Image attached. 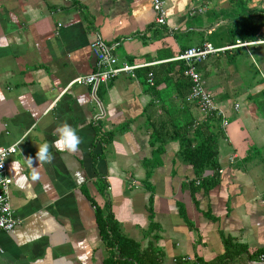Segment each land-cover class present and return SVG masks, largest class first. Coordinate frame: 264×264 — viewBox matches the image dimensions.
Here are the masks:
<instances>
[{"label":"crops","instance_id":"0c3cea01","mask_svg":"<svg viewBox=\"0 0 264 264\" xmlns=\"http://www.w3.org/2000/svg\"><path fill=\"white\" fill-rule=\"evenodd\" d=\"M262 5L167 0L158 26L151 0H0V147L17 149L6 159L16 224L0 231V264H104L96 209H108L122 234L162 264L215 262L225 238L245 250L235 264L264 253V47L226 50L196 66L227 121L222 127L213 116L211 184H200L181 152L183 128L204 118L184 101L178 59L187 48L264 37ZM97 36L119 64L147 66L100 86L95 101L84 86L62 93L95 69ZM65 122L77 129L79 151L50 147V161L29 163Z\"/></svg>","mask_w":264,"mask_h":264},{"label":"built area","instance_id":"2783aa9c","mask_svg":"<svg viewBox=\"0 0 264 264\" xmlns=\"http://www.w3.org/2000/svg\"><path fill=\"white\" fill-rule=\"evenodd\" d=\"M167 0H151V6L155 12V23L158 26H164L167 20L166 11ZM264 8V0H263ZM261 46L264 47V37H257L254 40L242 41L235 40L233 44L215 49L210 44H203L198 47L187 48L178 59L183 61L182 76L189 83V90L184 97L187 103H194L199 112L202 114L204 121L210 116L221 118V125L225 127L227 121L221 110H219L214 103L212 95L205 89L204 82L200 74L197 72L196 66L204 62L209 56L224 52L226 50H233L237 48L247 49L249 47ZM91 52L95 58V69L86 76H79L72 80L61 92H66L71 86L78 85L88 87L91 90L92 98L96 100L95 94L98 88L102 85H107L120 75H128L134 77L135 71L147 66L146 64H128L118 63V60L113 55V45H107L99 36H97L90 45ZM147 82L153 86V73L147 74ZM238 105H234L237 110ZM104 117V111L95 116L94 120ZM17 152L16 145L10 147H0V231H11L15 222L11 217V208L9 203L11 179L6 171V159ZM219 172H221L219 170ZM199 182L197 181V184ZM264 199V195H263ZM264 202V201H262ZM183 264L192 262L189 258L181 259ZM247 263H261L264 264V253H258L253 260ZM246 263V264H247Z\"/></svg>","mask_w":264,"mask_h":264},{"label":"trees","instance_id":"16d2710c","mask_svg":"<svg viewBox=\"0 0 264 264\" xmlns=\"http://www.w3.org/2000/svg\"><path fill=\"white\" fill-rule=\"evenodd\" d=\"M264 19V17H262ZM253 36L245 37L246 39ZM182 77V70L180 73ZM188 83V81H186ZM189 87V83L187 84ZM218 124V120L213 116L208 117L204 122L198 125L190 122L188 126L183 128V134L179 138L181 152L187 162L194 168L197 177L202 178L200 184H211L215 182L216 172H218L217 150L215 140L212 138L211 128ZM107 136L104 143L109 141ZM157 137H152V143ZM206 170H210L212 174L204 176ZM202 172L200 176L199 174ZM96 221L100 235L108 250L109 257L104 264H162L159 254L151 247L143 250L135 241L125 237L119 224L113 219L110 211H101L96 209ZM229 238L223 240L225 252L215 262L205 263L195 259L187 264H235L245 250L240 246L231 244ZM254 256L248 260L251 261ZM175 264H183L180 260Z\"/></svg>","mask_w":264,"mask_h":264},{"label":"clouds","instance_id":"9594fccd","mask_svg":"<svg viewBox=\"0 0 264 264\" xmlns=\"http://www.w3.org/2000/svg\"><path fill=\"white\" fill-rule=\"evenodd\" d=\"M56 139L51 141L43 140L41 143L36 144L35 157H29V163L33 160H38L41 164L46 163L52 159L50 147L54 148L57 152L76 153L79 151L81 138L77 133V129L68 123H63L54 129Z\"/></svg>","mask_w":264,"mask_h":264},{"label":"rangeland","instance_id":"374dc122","mask_svg":"<svg viewBox=\"0 0 264 264\" xmlns=\"http://www.w3.org/2000/svg\"><path fill=\"white\" fill-rule=\"evenodd\" d=\"M250 72H251V74L253 75L254 73H253V69L252 68H250Z\"/></svg>","mask_w":264,"mask_h":264},{"label":"water","instance_id":"95a60500","mask_svg":"<svg viewBox=\"0 0 264 264\" xmlns=\"http://www.w3.org/2000/svg\"><path fill=\"white\" fill-rule=\"evenodd\" d=\"M247 264H261V263H247Z\"/></svg>","mask_w":264,"mask_h":264}]
</instances>
